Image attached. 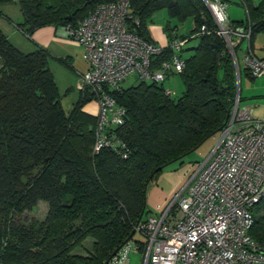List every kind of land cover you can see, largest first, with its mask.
I'll use <instances>...</instances> for the list:
<instances>
[{"label": "trees", "instance_id": "1", "mask_svg": "<svg viewBox=\"0 0 264 264\" xmlns=\"http://www.w3.org/2000/svg\"><path fill=\"white\" fill-rule=\"evenodd\" d=\"M116 1L17 0L23 21L16 27L30 38L42 27L75 26L97 6ZM127 1V29L140 39L152 42L147 26L156 12L165 10L170 19L193 22L187 36L166 26L169 42L175 37L197 43L183 58L179 98L166 95L162 85L143 81L111 94L126 110L116 131L125 158L107 149L93 154L96 118L82 110L92 95L79 92L65 113L47 51H23L0 30V264L108 263L133 240L136 226L148 215L147 187L164 171L156 170L172 161L182 164L187 153L226 125L238 77L225 43L213 34L215 24L204 1ZM9 3L14 2L0 0V5ZM236 4L245 19L231 23L250 24L252 44L255 35L264 33V0L257 6L253 0ZM203 26L210 34H200ZM169 54L164 49L153 56L151 68H159ZM243 69L239 74L254 80ZM39 202L48 207L43 221L13 222ZM252 216L249 234L264 240V201Z\"/></svg>", "mask_w": 264, "mask_h": 264}, {"label": "built area", "instance_id": "2", "mask_svg": "<svg viewBox=\"0 0 264 264\" xmlns=\"http://www.w3.org/2000/svg\"><path fill=\"white\" fill-rule=\"evenodd\" d=\"M203 1L215 24L213 34L225 43L237 77L241 43H246L241 56L244 70L251 78L264 77V58L256 57L251 48V25L234 26L224 0ZM129 18L128 1L118 0L97 6L75 26L63 27L88 64L85 74L79 75L77 90L89 92L97 107L93 154L107 149L126 157L116 132L125 122L126 110L111 95L120 90L125 77L135 74L143 82L159 84L184 69L181 54L187 40L174 37L159 47L131 33ZM200 34L210 32L203 26ZM164 49L170 52L168 59L152 69L151 58ZM240 102L238 91L212 152L184 190L136 226L142 243L128 241L107 264H128L138 252L141 264H264V240L249 234L252 210L264 201V122Z\"/></svg>", "mask_w": 264, "mask_h": 264}, {"label": "rangeland", "instance_id": "3", "mask_svg": "<svg viewBox=\"0 0 264 264\" xmlns=\"http://www.w3.org/2000/svg\"><path fill=\"white\" fill-rule=\"evenodd\" d=\"M236 13H239L244 17V10L239 5L235 4V0H229V2L226 4L227 17H229L230 19H235ZM3 14H6V16H4ZM22 21L23 18L17 3L0 5L1 29L4 30L8 35L11 40L10 42L15 44L21 50L30 52L35 50L36 47L39 46H37L35 42H31L29 38L27 39V36L21 31L16 30V25L22 23ZM151 25L154 26L157 32V37L162 38H165L166 35L162 32V28H165L166 26H170L171 28L176 27V33L178 36H187L193 29V22L191 19H186L183 22H180L176 19H170L168 18L165 10L158 11L153 15L152 23L150 24V26ZM258 36V40L264 39L263 33L259 34ZM67 41L77 44L76 41L70 38H67ZM196 43V40H190L186 43L185 50L181 54L183 58H186L191 54V51H189V49L196 46ZM244 49H246V43L242 44L241 50H239L236 54L239 66L241 68V51H243ZM78 57L79 62L77 63V65L83 68V71H85L87 64L82 58V50L81 54H79ZM48 67L53 74L55 83L61 96V107L65 113H68L71 110L73 104L79 99V93L77 90L79 76L77 78L74 70H72V64L69 65L63 63L60 59L52 58L50 54H48ZM140 82L141 80L135 74H130L119 83V87L126 89L132 86H136ZM144 82L146 84L151 83L149 80H145ZM159 85H162L165 91L169 90L171 93L170 97L173 99L179 98L184 91V86L178 74L169 76L164 82L159 83ZM238 89L241 98V102L239 104L240 106L251 105V108L259 107L264 109V77H259L252 81L242 71L241 80L238 81ZM259 120H262L264 122V118H260ZM217 137V134L214 135L210 139L206 140L197 150L186 155L182 159V164L172 163L164 169V173L173 172L176 177L174 181V187L170 192L166 194L165 200L160 209H165V207H167L172 202V200H174L184 190L199 166L207 159V157L212 152L216 144ZM155 185L156 181L148 185L146 190V198L148 197L152 187ZM157 208L150 207L149 204H146V210L149 212V214H155V212H157ZM47 211V204L44 202H39L37 204V207L34 208L33 211L26 212L21 216H14L13 222L15 224L22 223L26 225L32 220L43 221L45 219ZM133 240H139L138 242L142 243L144 239L141 235L135 233ZM85 246L88 247V245ZM79 253L85 254L83 251H80Z\"/></svg>", "mask_w": 264, "mask_h": 264}, {"label": "crops", "instance_id": "4", "mask_svg": "<svg viewBox=\"0 0 264 264\" xmlns=\"http://www.w3.org/2000/svg\"><path fill=\"white\" fill-rule=\"evenodd\" d=\"M261 1L262 0H253L254 6H257ZM236 3H237V0H235V4ZM3 15L6 16V14H3ZM228 19L230 22L244 21L245 12H244V17H243V15L236 13L235 19H232V18L230 19L229 17H228ZM149 26L150 25H148L147 28H148L149 36H150L152 42L155 43L159 47H165L169 43V37H168V34L165 32L164 28H162V32L166 35H165V38H162V37H157V32H156L153 25H151L150 27ZM1 28L2 27L0 25V30L2 31V33L8 38L9 41H11L10 38L8 37V35L5 33V31L2 30ZM16 30L20 31L17 28H16ZM259 34H261V33H259ZM259 34L255 35L253 37L251 47H252V51L256 57L264 58V39L258 40ZM28 38L29 37L27 36V39ZM29 39L31 42L32 41L35 42L37 44V46L46 50L48 52V54H50L52 56V58L65 60L66 64H69V65L72 64L71 68H72V70H74L77 78L79 75L84 74V72L88 70V64L87 63H86L87 66L85 68V71H83V68H81L80 66L77 65V63L79 62L78 56H79V54H81L82 48L80 46H78V44L70 43L69 41H67V37L64 34L63 27H53V26L42 27L40 29L35 30ZM258 41H259V43H258ZM242 44L243 43H241L240 46H242ZM242 53H243V51H241V56H242ZM82 54H83V52H82ZM242 69H243V65H242ZM240 80H241V75H239V77H238V81H240ZM252 81H254V80H252ZM167 91H169V90H167ZM248 106L250 107L251 105H248ZM251 109H252V114L255 118H258V119L264 118V109L263 108L253 107ZM82 110L85 113L90 114L91 116H95L97 114V107L92 102L86 104ZM175 177H176V175L173 172H169V173L162 172L160 174V176L158 177V179L156 180V185L152 187L148 197L146 198V204H149L150 207H155V208L160 207L161 208V206L163 205V202L165 200L166 194L168 192H170L172 190V188L174 187ZM156 213L157 212H155V214ZM148 215H149V212H148ZM132 241H134V240H132ZM138 241L135 240L134 242H138ZM141 260H142L141 252H138V253L132 254L130 256L128 264H141Z\"/></svg>", "mask_w": 264, "mask_h": 264}, {"label": "water", "instance_id": "5", "mask_svg": "<svg viewBox=\"0 0 264 264\" xmlns=\"http://www.w3.org/2000/svg\"><path fill=\"white\" fill-rule=\"evenodd\" d=\"M188 154H190V153H187L186 155H188ZM172 163H174V162L172 161V162H169L168 164H166V165H164V166H161L160 168H158V169L156 170V172L165 169L167 166L171 165ZM106 264H107V263H106Z\"/></svg>", "mask_w": 264, "mask_h": 264}]
</instances>
